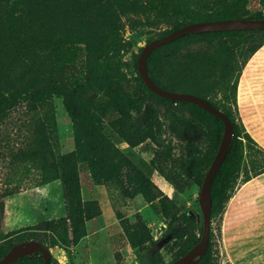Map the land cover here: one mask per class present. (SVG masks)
I'll list each match as a JSON object with an SVG mask.
<instances>
[{
	"label": "rangeland",
	"instance_id": "1",
	"mask_svg": "<svg viewBox=\"0 0 264 264\" xmlns=\"http://www.w3.org/2000/svg\"><path fill=\"white\" fill-rule=\"evenodd\" d=\"M211 9L230 18L264 17V0H0V92L17 84L8 82L10 76L28 83L34 72L40 84L58 72L91 111L115 97H135L132 64L140 50ZM262 42L260 33L189 38L160 54L155 74L172 88L191 76L203 80L209 99L239 118L264 148V49L247 63ZM30 58L33 68H24ZM102 136L111 147L98 162V177L80 155L76 161L77 209L88 207L96 215L85 221L77 243L68 221L65 246L61 219L67 218L71 199L60 163L81 148L87 151L86 126L73 122L55 95L34 113L21 104L0 117V244L39 240L50 250L52 264L177 259L182 245L177 236L186 232L184 240L190 230L185 215L192 213L196 236L203 220L199 182L214 151L210 132L182 106L147 98L139 109L107 114ZM136 172L153 184L150 196L134 192ZM243 178L241 172L233 195L259 194V201L247 207L235 200L211 220V264H232L233 253L244 257L248 249L237 246L264 231V174L241 189Z\"/></svg>",
	"mask_w": 264,
	"mask_h": 264
},
{
	"label": "trees",
	"instance_id": "2",
	"mask_svg": "<svg viewBox=\"0 0 264 264\" xmlns=\"http://www.w3.org/2000/svg\"><path fill=\"white\" fill-rule=\"evenodd\" d=\"M210 11V12H209ZM238 18V17H235ZM221 19H231L230 17L222 16L217 9H211L201 14V19L194 20L192 22L198 21H214ZM247 19H264V17H255V18H247ZM190 22V23H192ZM186 24L175 25L170 31L166 32L163 36L169 34L172 30L178 29ZM231 33H260L264 34V30H253V31H233V32H210V33H202V34H190L185 35L176 41L163 45L161 47L156 48L147 59V69L150 77L153 81L163 89H166L171 92H183L190 93L196 96H200L202 98L207 99L214 107L222 111L233 123L234 134L232 136V140L227 152V155L222 163V165L217 170L211 185V199H212V211H211V220L216 215H221L226 207L227 202L232 197L238 179L240 178L241 172L243 173V183L249 181L252 177L258 176L264 173V148H262L247 132L244 124L239 121L235 116H233L229 111L225 109V106H221L219 104L214 103L209 99L208 91H204L203 80L198 79L196 76H191L186 78L187 81H183V83L179 87H169L160 82L155 74L156 61L160 54L169 48L172 45H176L185 41L189 38L206 36L212 34H231ZM262 42L250 55V57L257 51V49L263 45ZM120 45V44H119ZM141 51V50H140ZM139 56V55H138ZM248 58V60L250 59ZM137 60L138 57L133 60V70L136 74V86H137V94L135 97H127L120 98L115 97L106 102L102 103L95 111H91L87 108L81 106L79 102L80 92L76 88H72L70 86H66L62 84L60 77L58 76V72L54 73L52 77L43 82L37 83L34 79L35 73L32 72V77L28 80V83H23L21 79H15L10 76L8 82H14L17 80L16 85H5L3 87H10L6 93L0 92V117L3 116L7 111L12 110L18 105L24 104L27 111L30 113H34L37 109L44 108L47 105L48 101L51 100L52 96H57L62 98L63 106L70 117V119L77 123L86 126L88 137L90 138V142L85 151L83 148L79 149L75 153H71L62 158L60 167L62 169L63 180L65 186L67 187V193L69 198L71 199V204H69L67 218L61 219V232L60 238L63 245H69V237L66 231V224L69 223L72 226L71 237L73 243H77L84 236V223L86 220L94 217L96 213L92 214L91 208H86L83 212H79L77 209V202L79 200V188H78V176L76 172V161L77 156L80 157V161H86L89 163V166L92 168V172L95 177H98V171L101 172V167L99 160L103 159L104 151L107 149L106 147H111V145L103 139L102 136V126L103 119L107 114L115 111H123L129 109H139L143 104L144 100L147 98H153L157 102L167 105V106H182L183 108L189 110V112L195 115L205 127L210 132V138L213 143L214 151L210 156L207 164H206V172L202 175V180L199 182V185H202L204 177L215 157V154L220 145V141L223 135L224 125L223 122L216 117L215 115L207 112L203 108L186 102H178L172 101L169 99H165L157 96L152 93L144 84L137 69ZM24 68H33L34 61L30 58V62H24ZM59 68V67H57ZM12 74V73H10ZM9 76V74L7 75ZM6 76V77H7ZM240 78V76H239ZM203 81V82H202ZM238 85V83H237ZM237 85L235 87L234 92V102H236V91ZM2 86V85H1ZM202 90V91H200ZM42 130L40 131V133ZM33 150L29 154V157H32ZM41 155V158H37L41 161L43 166L47 167L46 158H44V154ZM92 157V158H91ZM91 159V160H90ZM244 165V166H243ZM136 190L135 193H141L146 196H150L153 189V184L147 180L140 172H136ZM185 220L190 225V230L187 232L186 238L185 233H181L177 236L179 241L182 243L180 252L178 253L176 258L181 257L186 252H188L191 248H193L201 239L202 231H203V220L201 226L199 228V234L196 236L192 229L194 227V219L192 213L185 215ZM212 229L210 231L209 244L208 248L204 254V256L199 260L197 264H211L213 254L211 252L212 248ZM39 241V240H37ZM41 242V241H39ZM42 243V242H41ZM17 244V243H16ZM43 244V243H42ZM15 244H0V259L7 254V252L14 246ZM44 245V244H43ZM45 246V245H44ZM46 247V246H45ZM47 248V247H46ZM52 256L51 262L52 264ZM12 264H43V258L41 253H34L32 256H25L17 259Z\"/></svg>",
	"mask_w": 264,
	"mask_h": 264
},
{
	"label": "water",
	"instance_id": "3",
	"mask_svg": "<svg viewBox=\"0 0 264 264\" xmlns=\"http://www.w3.org/2000/svg\"><path fill=\"white\" fill-rule=\"evenodd\" d=\"M264 30V19H247V18H231L214 21H198L186 24L178 29L172 30L169 34L156 38L147 43L141 50L138 60L137 69L140 78L145 86L159 97L172 101L186 102L197 105L207 112L218 117L224 125L223 135L215 157L204 177L199 194V205L202 211L203 231L200 241L181 257L175 259L169 264H197L204 256L208 244L211 231V185L213 178L222 165L231 140L234 134V127L231 120L219 109L214 107L207 99L190 93L171 92L158 86L150 77L147 69L148 56L158 47L172 43L177 39L190 34H202L210 32H233V31H253ZM34 253H41L43 264H50L51 252L41 242L37 240L23 241L15 244L0 259V264H12L17 259L32 256Z\"/></svg>",
	"mask_w": 264,
	"mask_h": 264
},
{
	"label": "crops",
	"instance_id": "4",
	"mask_svg": "<svg viewBox=\"0 0 264 264\" xmlns=\"http://www.w3.org/2000/svg\"><path fill=\"white\" fill-rule=\"evenodd\" d=\"M264 49V44L261 45L257 51L250 57V59L247 61V63L251 60V58L256 54V53H261ZM246 63V65H247ZM245 65V66H246ZM245 68V67H244ZM243 68V70H244ZM243 73V71H242ZM241 73L240 75V79H239V82H238V85H237V90L239 89V86H240V83H241V79L243 77V74ZM237 91H236V100H237V97L239 98V96H237ZM238 103V102H237ZM248 131V130H247ZM248 133L250 134L251 132L248 131ZM251 135V134H250ZM252 137V135H251ZM253 138V137H252ZM254 139V138H253ZM255 140V139H254ZM256 141V140H255ZM258 143V142H257ZM261 145V144H259ZM264 174V173H262ZM261 175V174H260ZM259 176V175H258ZM258 176H255V177H252L249 181L243 183L241 189L247 184L249 183L250 181H252L253 179L257 178ZM240 189V190H241ZM256 196V195H255ZM254 195H251L248 194V193H245V194H242L241 196H237L236 195H232V197L229 199V201L227 202V204H230L232 203L233 201L235 200H241L243 203L246 204V206L248 207H252L255 205L254 202H257L259 201V197L260 195L258 194L257 199H255ZM259 233V234H257ZM255 236H253L252 238L246 240V243L241 246H237L238 248L240 249H248L247 253H245L244 257L241 256V255H236L235 253H233L232 255L233 256H230V261L232 262V264H264V231H259L257 232ZM235 242L232 244L231 248L234 249V246H235ZM243 255V254H242Z\"/></svg>",
	"mask_w": 264,
	"mask_h": 264
},
{
	"label": "bare ground",
	"instance_id": "5",
	"mask_svg": "<svg viewBox=\"0 0 264 264\" xmlns=\"http://www.w3.org/2000/svg\"><path fill=\"white\" fill-rule=\"evenodd\" d=\"M93 227H94V225H93ZM93 231H94V230H93ZM97 234H98V233H97ZM97 234H96V235H97ZM97 236H98V235H97ZM97 236H96V237H97ZM97 239H98V238H97Z\"/></svg>",
	"mask_w": 264,
	"mask_h": 264
}]
</instances>
